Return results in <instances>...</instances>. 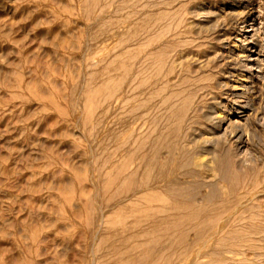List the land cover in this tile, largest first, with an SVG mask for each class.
I'll return each mask as SVG.
<instances>
[{
	"label": "rangeland",
	"instance_id": "1",
	"mask_svg": "<svg viewBox=\"0 0 264 264\" xmlns=\"http://www.w3.org/2000/svg\"><path fill=\"white\" fill-rule=\"evenodd\" d=\"M252 20L264 43V0H0V264H264V81L236 42ZM239 103L248 165L206 190L195 164L224 132L206 119ZM218 208L236 220L164 235L159 260L168 210Z\"/></svg>",
	"mask_w": 264,
	"mask_h": 264
},
{
	"label": "bare ground",
	"instance_id": "2",
	"mask_svg": "<svg viewBox=\"0 0 264 264\" xmlns=\"http://www.w3.org/2000/svg\"><path fill=\"white\" fill-rule=\"evenodd\" d=\"M112 14V13H111ZM259 18V17H258ZM258 18L256 17V19L258 20ZM251 19V18H250ZM255 19V18H254ZM253 19V20H254ZM252 20V21H253ZM260 26H261V23H259V22H255V21H253V22H251L250 24L248 23V25H245V26H243L242 27V29H241V34L238 36V39H236L237 41V43H238V45H237V47H239L240 48V50H241V54H240V57H242V61H241V64H238V65H240L239 66V69H241V72L242 71H245L247 74H249V77H247V79L245 78L246 77V75H239V76H237L239 79L238 80H240V84L239 85H232V90H233V95L237 98V99H241L242 100V98H245V94L246 93H249L250 92V89H251V87L250 86H248V82H246V80L247 81H249L250 79L251 80H253V76H254V74H255V71H257V73H256V75H258V78L260 79H262L261 81H264V60H263V54L264 53H262L263 52V47H264V43H263V36H262V32H261V28H260ZM124 31H125V29H124ZM260 37V39H258V40H260V43H261V45H260V43L258 42V41H256L257 39H255L256 37ZM236 43V44H237ZM238 48V49H239ZM214 55H216V54H214ZM239 60H240V58H239ZM256 64H258V65H256ZM181 65V64H180ZM179 65V66H180ZM179 69V68H178ZM233 77V76H232ZM127 78V77H126ZM125 78V79H126ZM246 80H245V79ZM128 79V78H127ZM244 79V80H243ZM239 82V81H238ZM253 84H254V82H253ZM239 88H242L243 89V91L242 92H240V90H238ZM237 91V92H236ZM247 95V94H246ZM244 100V99H243ZM249 103V102H248ZM235 104V103H234ZM238 105V104H237ZM236 105V106H237ZM235 106V107H236ZM239 108H236V110H235V117H238L237 118V120H232V119H230V121L228 122L227 120V126L224 128V125H223V123H224V117H222V116H224V115H222L223 113L221 112V113H219V112H213V114L211 115L210 113V115L211 116H208V118L206 119L208 122H209V124L211 123L213 126H214V129H212L211 128V131H212V134H215V130H217V129H221V130H223L224 132H223V134H220L219 136H218V139H216V137H215V139L214 140H218V143H216V144H218L217 146H219L218 147V153H219V156L216 158V157H214L213 158V156H215V155H213V153H212V150L210 151V150H208L207 151V155H213V156H210L209 158H211V159H206L207 157L205 156V155H198L199 157L197 158V163L195 164V167L199 170V173H200V178H201V180H202V187H204V188H206V190H208V188H210V189H212V188H214L216 185H218V183H217V181H215V179L217 180L219 177V179L220 180H223V177H224V175H226V174H228V172H230V169H232V171H234V172H236L237 174H238V172H240L242 169H243V167L244 166H246V165H248V162H246L245 160L243 161L242 160V162L240 161V162H238V161H235L234 159L235 158H238V157H240V159H242L243 158V156L245 155V154H248V151H249V149H248V131H247V128H244V127H242L243 126V124H242V120H247L248 118H249V115L251 116V114L252 113H254V108L252 109V108H250L249 106H248V104H245V106H243V104L241 105L240 103H239ZM194 107V106H193ZM196 107V106H195ZM214 107V106H213ZM198 108V107H197ZM211 109H212V106H211ZM235 109V108H234ZM212 110H214V109H212ZM217 110V109H216ZM233 111V110H232ZM193 112H195V111H193ZM208 112H209V110H208ZM198 113V112H197ZM194 114V113H193ZM234 115V114H233ZM255 117H257V115L255 116ZM243 118H245V119H243ZM259 121V120H258ZM263 121H264V119H263ZM233 124H235V126H233L232 127V125ZM187 125V124H186ZM191 125V124H190ZM189 125V126H190ZM242 125V126H241ZM188 126V127H189ZM212 126V127H213ZM129 128V127H128ZM194 128V127H193ZM207 128H209V127H207ZM130 129V128H129ZM231 129V130H230ZM236 129H240V131H237ZM190 130V129H189ZM207 130V129H206ZM209 130V129H208ZM228 130H230V132L228 131ZM184 132V131H183ZM218 133V132H217ZM206 134V133H205ZM184 135L185 134H183V137H184ZM209 135V134H208ZM207 135V136H208ZM180 136H182V135H180ZM213 136V135H212ZM157 137V136H156ZM193 138H194V136H193ZM203 139H204V137H202V140L201 141H203ZM173 140V138L171 139V141ZM197 140V139H196ZM204 140H206V139H204ZM180 141H182L181 139H180ZM198 141V140H197ZM200 141V142H201ZM153 142V141H152ZM186 142V141H185ZM199 142V141H198ZM198 142L196 143V144H198ZM204 142V141H203ZM203 142H202V144H203ZM206 142L207 143H209V142H211V140L210 139H207L206 140ZM179 143H181V142H179ZM223 143H225V145H223L222 146V144ZM178 144V143H177ZM201 144V145H202ZM153 145V144H152ZM151 145V146H152ZM195 145V144H194ZM208 145V144H207ZM166 146V145H165ZM179 146H180V144H179ZM183 146V145H182ZM191 146V145H190ZM200 146V145H199ZM228 146V147H227ZM195 147H196V145H195ZM198 147V146H197ZM211 147H212V145H211ZM150 148V147H149ZM216 150H217V148H216ZM198 150H196L195 152H197ZM217 155H218V153L217 152H215ZM196 154V153H195ZM194 154V155H195ZM216 155V156H217ZM184 157V156H183ZM151 158V157H150ZM187 158V157H186ZM191 158V157H190ZM189 158V159H190ZM195 158V157H194ZM196 159V158H195ZM188 160V159H187ZM147 162H148V160H147ZM212 162H214L213 164H216V165H214V166H212L211 164H212ZM192 164V163H191ZM192 166V165H191ZM232 166V167H231ZM153 167H155V165L153 166L152 165V169H153ZM151 168V167H150ZM192 168H194V167H192ZM245 168V167H244ZM148 169V168H147ZM246 170V169H245ZM189 171H191V170H189ZM170 172V171H169ZM186 172V171H185ZM246 172V171H245ZM245 172H243V173H245ZM230 174V173H229ZM231 175H232V173L230 174V178H231ZM236 174L234 173V177H236L235 176ZM239 175V174H238ZM168 176V175H167ZM233 176V175H232ZM238 178H239V176H237ZM228 178V181H229V176L227 177ZM152 179V178H151ZM195 179H197V178H195ZM234 179V178H233ZM154 180V179H153ZM173 180V179H172ZM171 180V181H172ZM232 180V179H231ZM164 181V180H163ZM168 181V180H167ZM199 182V180L197 179L196 180V182ZM157 182V181H156ZM224 182V181H223ZM165 183V182H164ZM228 183V182H227ZM158 184V183H157ZM166 184V183H165ZM165 184H162V185H164L165 186ZM161 185V184H160ZM194 185V184H193ZM227 185V184H226ZM230 185H232V184H230ZM182 186H184V185H182ZM197 186H198V184H197ZM188 187H190V186H188ZM192 187V186H191ZM196 187V186H195ZM217 188V187H216ZM218 188H219V186H218ZM222 188V187H221ZM148 189V188H147ZM149 190V189H148ZM155 190V189H154ZM192 190V189H191ZM220 190V189H219ZM140 191H142L141 189H140ZM144 191V190H143ZM215 191H217V190H215ZM158 192H159V190H158ZM193 193H194V190L192 191ZM218 192V191H217ZM261 192V191H260ZM185 193H187V192H185ZM200 192H198V194H199ZM229 193V192H228ZM140 194V193H139ZM188 195H189V193H187ZM197 194V195H198ZM216 193H214V195H215ZM145 195V194H144ZM184 195V194H183ZM196 195V194H195ZM217 195V194H216ZM228 195V194H227ZM248 195V194H247ZM185 196H186V194H185ZM219 196V194L217 195V197ZM222 196V195H221ZM191 197V196H190ZM193 197V196H192ZM216 197V198H217ZM242 197H244V195L242 196ZM248 197V196H247ZM249 197H251V194H250V196ZM196 198H198V197H196ZM208 198H209V196H206L204 199H203V201L204 202H209V201H207L208 200ZM215 198V200H217ZM247 198H243V200H246ZM186 200V199H185ZM211 200V199H210ZM236 199L234 198V201H235ZM193 201V200H192ZM199 201V200H198ZM201 201V200H200ZM214 201V200H213ZM233 201V200H232ZM239 201V200H238ZM238 201H236V203L238 202ZM241 201V200H240ZM264 201V192H262V193H259V194H255V196H253L251 199H250V204L251 203H253V204H256V205H258V207L259 208H261L260 206H261V202H263ZM244 202H246V201H244ZM220 203H224V201H220ZM235 203V202H234ZM235 203V204H236ZM249 203V202H248ZM247 203V204H248ZM186 204V203H185ZM217 204V203H216ZM240 204H242V202H240ZM189 206H193V204H188ZM209 205H211V204H209ZM225 205H226V203H225ZM239 205V204H238ZM243 205V204H242ZM215 206V205H214ZM231 206V205H230ZM234 206H237V205H234ZM252 206H254V205H252ZM239 207V206H238ZM237 207V208H238ZM240 207H241V205H240ZM243 207V206H242ZM242 207H241V209H242ZM250 207V206H249ZM248 207V208H249ZM257 207V206H256ZM199 208H201V207H199ZM206 208H207V206H206ZM209 208H211V206L209 207ZM223 208V207H222ZM240 209V210H241ZM247 209V208H246ZM193 210V209H192ZM189 211V210H176V209H170V210H168L169 211V215H170V219H169V221H168V224L166 225V229L164 230V233L162 234V232H158V233H156V236L154 237V249H155V253H156V255H159L158 256V258H159V260L160 259H162L163 260V254H164V251H165V249H166V244H162V242H164V241H166L167 239V242H171V241H173V240H176V239H178V237H179V231L181 230V229H183V228H188L189 230H190V228H193V226H196L199 222L201 223V224H203L204 225V227H205V229H206V226L208 227L210 224H213V223H215L214 225H216L217 227H220L224 222H231L232 220H234L235 219V215L234 216H228L227 218H226V220H224V219H222L221 218V216H222V210H221V208H218L217 209V211H216V214H214L215 215V217L213 218V217H211V218H207V216L208 215H206L205 214V216H206V219L205 220H203V218H202V221H200L201 219H200V216H199V213L198 212H195V211ZM207 210H209V209H207ZM236 210H238V209H236ZM235 210V211H236ZM239 210V211H240ZM243 210H245V209H243ZM242 210V211H243ZM101 213H104V212H102V210L100 211ZM209 212H210V210H209ZM240 214V213H239ZM101 215V214H100ZM201 215V214H200ZM236 215H237V213H236ZM250 216V215H249ZM238 217V216H237ZM236 217V218H237ZM249 218V217H248ZM236 220V219H235ZM238 220V219H237ZM100 221H102L101 219H100ZM104 222V221H103ZM232 223V222H231ZM101 226H102V223L100 224ZM227 225V224H226ZM229 225V224H228ZM230 226H231V224H230ZM229 226V227H230ZM232 227H233V225H232ZM227 229H228V227H227ZM231 229V228H230ZM252 229V228H251ZM220 230V229H219ZM218 230V231H219ZM241 230V229H240ZM213 231V230H212ZM212 231H210V232H212ZM222 231V230H221ZM166 232V233H165ZM183 232V231H182ZM181 232V233H182ZM208 232V231H207ZM210 232H209V234H210ZM232 232V231H231ZM241 232V231H240ZM180 233V234H181ZM218 233V232H217ZM224 233V232H223ZM228 233V232H227ZM227 233H226V235H227ZM208 234V236H210ZM167 236V239L165 238V236ZM226 235H225V237H226ZM212 236V235H211ZM239 236H241L240 234H239ZM225 237H223V238H225ZM242 238V237H241ZM210 239V238H209ZM216 239V238H215ZM214 239V240H215ZM164 240V241H163ZM213 240V239H212ZM220 240V239H219ZM218 240V242H220ZM207 241V240H206ZM208 242H211L210 240L208 241ZM217 242V243H218ZM172 244V243H171ZM204 244H205V242H204ZM208 244V243H207ZM215 245H216V243H214ZM204 245H202V247H203ZM217 246V245H216ZM213 247V246H212ZM215 247V246H214ZM213 247V248H214ZM219 247V246H218ZM222 247V246H221ZM169 248V247H168ZM168 250V249H167ZM201 252H202V250H200ZM211 251V250H210ZM213 251V250H212ZM226 251H228V250H226ZM150 252V251H149ZM214 252H216V250L214 251ZM214 252H211V253H214ZM218 252H221V251H218ZM157 253H159V254H157ZM211 253H208V255L209 254H211ZM199 254V253H198ZM216 254V253H215ZM200 255H203V254H200ZM205 255H206V253H205ZM206 257V256H205ZM208 257V256H207ZM199 258V257H198ZM213 258V257H212ZM165 259V258H164ZM200 259V258H199ZM199 259H197L196 258V260H199ZM225 261V260H224ZM197 262V261H196ZM195 262V263H196ZM202 262H204V261H202ZM206 262V261H205ZM192 263V262H191ZM194 263V262H193ZM192 263V264H193ZM209 263V262H208ZM207 262H206V264H208ZM211 263V262H210ZM201 264V263H200Z\"/></svg>",
	"mask_w": 264,
	"mask_h": 264
}]
</instances>
